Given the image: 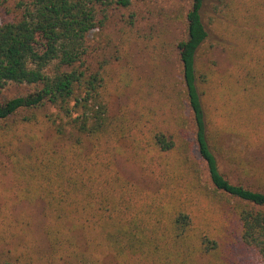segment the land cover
Here are the masks:
<instances>
[{"label":"trees","instance_id":"1","mask_svg":"<svg viewBox=\"0 0 264 264\" xmlns=\"http://www.w3.org/2000/svg\"><path fill=\"white\" fill-rule=\"evenodd\" d=\"M133 1L26 0L0 24V91L25 89L0 102L2 148L19 198L44 203L50 249L0 264H227L232 238L264 264V185L220 166L227 137L264 142V0H190L186 37L154 47L155 73L113 87L85 63L88 36ZM216 46L232 65L220 77L200 60ZM172 47L173 77L159 63ZM117 156L157 188L124 180Z\"/></svg>","mask_w":264,"mask_h":264},{"label":"rangeland","instance_id":"2","mask_svg":"<svg viewBox=\"0 0 264 264\" xmlns=\"http://www.w3.org/2000/svg\"><path fill=\"white\" fill-rule=\"evenodd\" d=\"M1 1L0 24L18 19L20 13L17 6L26 0ZM189 9L190 0H136L128 8L109 9L103 26L94 29L88 36L89 55L85 63L90 72L106 69L113 87L123 86L130 78L133 81L149 78L155 73L154 59L160 57L159 50L154 47H158L161 41L172 45L185 39V17ZM171 50L172 53L161 58L159 63L168 68L173 77L179 75L180 69L176 61L177 53L173 47ZM207 57L214 62L212 68L218 77L232 70L221 47L212 48L208 54L202 53L200 60L204 65ZM23 92L25 89L22 87L9 85L0 91V102ZM123 99L113 96L112 115L119 113L125 102ZM17 132L23 134L21 128ZM9 137L0 131V259L14 260L18 256H31L34 260L46 261L50 249L44 234V203L41 200L29 202L19 198L14 172L2 148ZM224 146L228 152L220 166L230 182L249 185L254 190L257 185H264V142L249 143L229 136ZM115 168L124 180L138 187L148 191L157 188L155 180L144 176L138 166L120 156L116 157ZM228 227L234 229L231 221ZM236 241L232 238V243L227 246V264H261L253 251ZM102 262L115 264L110 257L104 258Z\"/></svg>","mask_w":264,"mask_h":264}]
</instances>
